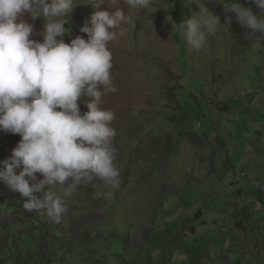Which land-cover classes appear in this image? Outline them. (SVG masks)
I'll use <instances>...</instances> for the list:
<instances>
[{
  "label": "rangeland",
  "instance_id": "374dc122",
  "mask_svg": "<svg viewBox=\"0 0 264 264\" xmlns=\"http://www.w3.org/2000/svg\"><path fill=\"white\" fill-rule=\"evenodd\" d=\"M231 3L153 0L138 13L123 0H105L99 8L74 0L63 17L67 32L58 37L65 43L87 40L80 29L94 11L119 7L129 17L125 35L110 42L117 90L101 101L116 117L111 126L121 187L103 200L95 193L109 190L104 181L80 186L68 213L53 223L26 211L19 193L0 181V264H264V95L248 108L256 126L239 110L225 126L219 118L230 110L208 96L205 72L214 59L212 49L206 54L214 37L194 50L179 27L203 7L223 22ZM256 7L251 10L260 17ZM22 19L33 26L30 38L42 43L45 18L25 13ZM258 38L264 41V34ZM256 57L255 81L264 92V56ZM78 104L81 114L88 111L86 102ZM20 139L0 131V170ZM236 232V246L228 247V235Z\"/></svg>",
  "mask_w": 264,
  "mask_h": 264
},
{
  "label": "clouds",
  "instance_id": "9594fccd",
  "mask_svg": "<svg viewBox=\"0 0 264 264\" xmlns=\"http://www.w3.org/2000/svg\"><path fill=\"white\" fill-rule=\"evenodd\" d=\"M117 2L108 0L110 5ZM251 2L264 13V0ZM87 3L99 8L105 0ZM152 3L123 0L138 13ZM73 6L74 0H0V131L21 137L10 158L2 162L0 181L19 193L26 211L53 223H60L68 213L69 198L80 186L104 181L109 190L95 193L103 200L111 199L121 187L113 147L117 130L111 126L116 117L111 109L101 107V101L117 90L111 78L110 42L125 35L123 25L129 17L119 7L94 11L80 29L87 40L76 36L65 43L58 37L67 32L63 17ZM227 10L235 13L242 27L264 34V14L258 17L234 0ZM25 13L45 18L42 43L30 38L33 26L22 19ZM230 23L225 16V25ZM179 27L187 44L201 50L208 36L222 26L220 18L203 7ZM81 100L88 109L84 114ZM41 192L42 198H37Z\"/></svg>",
  "mask_w": 264,
  "mask_h": 264
},
{
  "label": "crops",
  "instance_id": "0c3cea01",
  "mask_svg": "<svg viewBox=\"0 0 264 264\" xmlns=\"http://www.w3.org/2000/svg\"><path fill=\"white\" fill-rule=\"evenodd\" d=\"M240 1L242 2L239 5L242 7L252 8L255 5L251 0ZM240 1L237 0L236 2L239 3ZM218 11L220 12L221 9ZM232 13L229 11L228 17ZM220 23L222 27L215 35H211L214 37H211L214 45L212 44L211 48L209 47V50L206 52V54H209L210 49H212V57L214 56L213 61L205 70L206 75H208L207 80L210 82V84L208 83L210 85L208 86V91L210 92L208 96H211L218 102H222L221 108L224 107L226 110H230V113L224 114L219 118L225 119V126L227 123H230V114L236 110L246 114L250 122L256 126L259 121L249 115L248 108L252 107L251 104L255 98L264 95V92L259 91L260 87L257 81H255V77L258 74L256 70L259 67L255 60H257L256 56H264V41L262 39L260 40V38L254 39L255 34L251 30L242 27L236 20L231 19L229 25H225V21ZM255 40L261 41L262 45L258 47ZM214 77L218 78L216 83L213 82ZM257 167L254 169L256 170ZM259 178L264 180V172ZM259 201L264 205V202L260 199ZM236 236L237 232L233 233L232 236L230 234L228 235V239L226 240L229 244L228 247L236 246V244H232ZM231 237L232 239H230ZM252 245L256 247L260 244L254 243L253 241ZM248 247L252 246L249 245ZM240 248H242V245ZM208 263L214 264L209 261Z\"/></svg>",
  "mask_w": 264,
  "mask_h": 264
},
{
  "label": "built area",
  "instance_id": "2783aa9c",
  "mask_svg": "<svg viewBox=\"0 0 264 264\" xmlns=\"http://www.w3.org/2000/svg\"><path fill=\"white\" fill-rule=\"evenodd\" d=\"M261 190L264 192V187H260ZM259 212H260V215L264 218V206H262L260 209H259Z\"/></svg>",
  "mask_w": 264,
  "mask_h": 264
},
{
  "label": "water",
  "instance_id": "95a60500",
  "mask_svg": "<svg viewBox=\"0 0 264 264\" xmlns=\"http://www.w3.org/2000/svg\"><path fill=\"white\" fill-rule=\"evenodd\" d=\"M200 215H201V212H198V213L195 215L194 219H195V220L198 219V218L200 217Z\"/></svg>",
  "mask_w": 264,
  "mask_h": 264
}]
</instances>
